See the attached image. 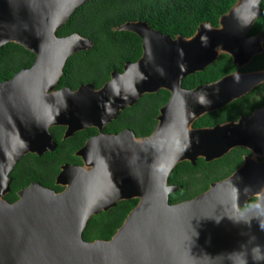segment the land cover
<instances>
[{"label": "water", "instance_id": "obj_1", "mask_svg": "<svg viewBox=\"0 0 264 264\" xmlns=\"http://www.w3.org/2000/svg\"><path fill=\"white\" fill-rule=\"evenodd\" d=\"M89 1L0 0V49L15 43L36 56L30 68L0 83V264H264V108L235 122L193 128L201 116L264 82V71L239 73L264 52L261 34L247 36L263 0H238L218 27L201 24L189 38L163 35L145 22L126 23L115 30L142 40L138 61L112 72L100 89L84 84L57 90L68 58L92 42L55 33ZM221 54L239 70L182 88L185 78ZM160 90L170 98L149 137L104 133L122 110ZM54 126L66 128L63 140L88 128L98 134L76 152L82 165L61 167L55 183L63 191L32 183L15 203L6 202L10 173L21 158L56 148ZM235 148L251 156L232 175L192 200L169 203L177 187L168 179L179 163L211 162ZM133 199L138 203L110 240L83 239L91 217Z\"/></svg>", "mask_w": 264, "mask_h": 264}, {"label": "trees", "instance_id": "obj_2", "mask_svg": "<svg viewBox=\"0 0 264 264\" xmlns=\"http://www.w3.org/2000/svg\"><path fill=\"white\" fill-rule=\"evenodd\" d=\"M238 0H91L78 7L55 35L64 38L78 34L92 42V47L70 56L64 66L63 75L56 89L77 90L81 85L93 84L100 89L110 80L112 72L122 73L126 63H135L142 56V40L129 31H117L126 23L145 22L163 35L175 38L193 36L201 24L218 27L219 19ZM262 35L264 39V0L260 3V15L248 32V37ZM35 54L19 44L8 43L0 49V83L30 68ZM237 70L228 54L219 58L201 72L194 73L182 82V88L192 90L200 85L218 81ZM264 71V52L257 55L241 72ZM170 98V92L160 90L144 94L133 106L122 110L116 119L104 129L105 134H118L130 130L137 138L149 137L156 129L160 109ZM264 108V84L250 94L225 107L198 118L193 128L214 127L226 122H235ZM66 128L54 126L50 129L56 148L41 156L27 154L10 173L9 193L4 199L13 203L17 192L32 183L59 193L63 187L55 180L63 165H82L76 156L85 142L98 134L96 128L75 133L63 140ZM251 156L245 148H235L218 160L206 162L199 158L194 165L188 161L179 163L169 176L168 184L178 189L169 196L170 204L192 200L206 192L212 183L232 175ZM256 198L249 200L240 211L252 206ZM138 200H124L115 207L91 217L83 232L87 242L108 241L122 226L127 215Z\"/></svg>", "mask_w": 264, "mask_h": 264}, {"label": "flooded vegetation", "instance_id": "obj_3", "mask_svg": "<svg viewBox=\"0 0 264 264\" xmlns=\"http://www.w3.org/2000/svg\"><path fill=\"white\" fill-rule=\"evenodd\" d=\"M263 46H264V45H263ZM218 58H219V57H218ZM218 58H217V59H218ZM213 63H214V62H213ZM233 64H234V63H233ZM234 65H235V64H234ZM207 67H208V66H207ZM207 67H206V68H207ZM245 67H246V66H245ZM243 68H244V67H243ZM238 70H239V69H238V67H237V70H236L235 72H237ZM241 70H242V69L239 70V73H249V72H241ZM262 71H263V70H262ZM235 72H233V73H235ZM255 72H257V71H255ZM233 73H231V74H233ZM228 75H230V74H228ZM262 84H264V82L261 83L260 85H262ZM260 85H259V86H260ZM259 86L255 87L254 89L258 88ZM254 89H252L250 92H248L247 94L243 95V96L240 97V98H243V97H245L246 95L250 94ZM240 98H238V99H240ZM238 99H236V100H238ZM236 100H234V101H236ZM231 103H232V102H231ZM177 189H178V188H177ZM9 192H10V191H9ZM9 192H8V193H9ZM8 193H7V194H8ZM17 195H18V192H17ZM3 199H4V197H3ZM4 200H5V199H4ZM5 201H6V200H5ZM6 202H7V201H6ZM15 202H16V201H15ZM15 202H13V203H15ZM8 203H9V202H8ZM13 203H10V204H13Z\"/></svg>", "mask_w": 264, "mask_h": 264}, {"label": "bare ground", "instance_id": "obj_4", "mask_svg": "<svg viewBox=\"0 0 264 264\" xmlns=\"http://www.w3.org/2000/svg\"><path fill=\"white\" fill-rule=\"evenodd\" d=\"M249 3H252L251 1H249ZM225 24H226V22H224L223 24H222V29H224V27H225ZM134 30H136L137 32H139L140 31V29L138 28V27H132Z\"/></svg>", "mask_w": 264, "mask_h": 264}]
</instances>
